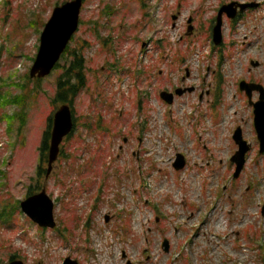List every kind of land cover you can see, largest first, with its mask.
Masks as SVG:
<instances>
[{"label":"rangeland","instance_id":"1","mask_svg":"<svg viewBox=\"0 0 264 264\" xmlns=\"http://www.w3.org/2000/svg\"><path fill=\"white\" fill-rule=\"evenodd\" d=\"M67 1L0 0V264H264V152L239 86L264 87V0H83L70 44L86 62L76 131L38 179L63 72L38 81L30 71ZM232 1L259 6L225 16L216 46L208 28ZM178 88L187 92L172 104L161 97ZM237 128L250 150L235 178ZM37 184L55 202V229L21 210Z\"/></svg>","mask_w":264,"mask_h":264},{"label":"water","instance_id":"2","mask_svg":"<svg viewBox=\"0 0 264 264\" xmlns=\"http://www.w3.org/2000/svg\"><path fill=\"white\" fill-rule=\"evenodd\" d=\"M83 6V0H73L65 3L62 6H57L49 21L46 23L41 34V45L36 61L31 69L32 78H45L53 72L56 65L60 61L63 53L67 49L73 36L79 29L80 14ZM249 6H257V4H239L232 3L221 8L217 19V24L214 29V42L219 45L223 41V15L226 13L230 18H235L237 8L241 10L247 9ZM175 20L177 16L173 17ZM191 22V20H190ZM192 27H190V30ZM241 90L246 91L250 99V103L255 107V127L260 140V152H264V88L260 85L249 84L242 82ZM259 91L261 93L260 101L253 103L252 93ZM185 91L177 90V95H183ZM162 98L168 103H173L174 95L163 92ZM74 128V118L72 109L69 105H63L54 116V124L52 130V138L49 152V167L47 177L53 171L54 164L57 162L60 154V147L64 139L72 132ZM234 140L239 146V150L232 158V161L237 165L235 177L237 178L242 172L246 163V154L250 150V145L243 138L241 128H238L234 134ZM177 170L185 167V159L179 155L175 164ZM23 212L30 217L35 223L42 228L56 227L54 217L55 204L44 188L39 194L28 197L21 203ZM168 250V242L165 243ZM11 264H23L20 261L12 262ZM64 264H78L71 258L66 259Z\"/></svg>","mask_w":264,"mask_h":264},{"label":"trees","instance_id":"3","mask_svg":"<svg viewBox=\"0 0 264 264\" xmlns=\"http://www.w3.org/2000/svg\"><path fill=\"white\" fill-rule=\"evenodd\" d=\"M71 49H68V53ZM80 50L76 49L71 53V60H67L70 65H63L59 63L56 67V70H61L63 72L62 76L58 79V91L57 95L53 101L55 104H64L70 103L73 104L75 98L78 94L83 90L86 85V66H85V58L83 54L79 52ZM41 81V80H38ZM13 120L15 117H11ZM3 119V117H0ZM7 119L10 120V116H7ZM52 120L53 116L50 117L48 121V128L46 129L43 137V141L40 147V165L38 167V177L39 179L43 178V175L46 174L45 165L48 163V151H49V143L51 139V128H52ZM2 176H4L3 170L0 169V185H2L3 181H1ZM4 185V184H3ZM37 188H32L29 192V195H33ZM1 217H4L3 214H0Z\"/></svg>","mask_w":264,"mask_h":264},{"label":"flooded vegetation","instance_id":"4","mask_svg":"<svg viewBox=\"0 0 264 264\" xmlns=\"http://www.w3.org/2000/svg\"><path fill=\"white\" fill-rule=\"evenodd\" d=\"M242 14H243V13L240 12L238 17L240 18V17L242 16ZM209 29H210V28H209Z\"/></svg>","mask_w":264,"mask_h":264}]
</instances>
